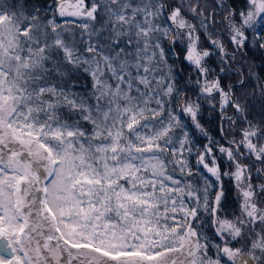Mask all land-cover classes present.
Masks as SVG:
<instances>
[{"label": "snow or ice", "instance_id": "1", "mask_svg": "<svg viewBox=\"0 0 264 264\" xmlns=\"http://www.w3.org/2000/svg\"><path fill=\"white\" fill-rule=\"evenodd\" d=\"M0 264H264V0H0Z\"/></svg>", "mask_w": 264, "mask_h": 264}, {"label": "rangeland", "instance_id": "2", "mask_svg": "<svg viewBox=\"0 0 264 264\" xmlns=\"http://www.w3.org/2000/svg\"><path fill=\"white\" fill-rule=\"evenodd\" d=\"M70 2H71V0H70ZM256 63H259L258 61H256ZM211 119V117H209L208 116V114L207 113H205V123H206V126H209L208 125V121ZM213 129L211 130L212 131V134H213V130H214V121H213V124H212V126H211Z\"/></svg>", "mask_w": 264, "mask_h": 264}, {"label": "trees", "instance_id": "3", "mask_svg": "<svg viewBox=\"0 0 264 264\" xmlns=\"http://www.w3.org/2000/svg\"><path fill=\"white\" fill-rule=\"evenodd\" d=\"M258 62H259V60H257ZM213 128L211 127V130H212ZM216 134V132H215V128H214V130H213V135H215Z\"/></svg>", "mask_w": 264, "mask_h": 264}]
</instances>
